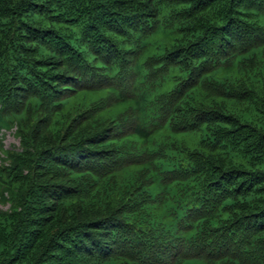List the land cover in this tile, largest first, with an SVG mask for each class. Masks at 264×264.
I'll use <instances>...</instances> for the list:
<instances>
[{
  "label": "trees",
  "instance_id": "16d2710c",
  "mask_svg": "<svg viewBox=\"0 0 264 264\" xmlns=\"http://www.w3.org/2000/svg\"><path fill=\"white\" fill-rule=\"evenodd\" d=\"M0 264H264V0H0Z\"/></svg>",
  "mask_w": 264,
  "mask_h": 264
},
{
  "label": "rangeland",
  "instance_id": "374dc122",
  "mask_svg": "<svg viewBox=\"0 0 264 264\" xmlns=\"http://www.w3.org/2000/svg\"><path fill=\"white\" fill-rule=\"evenodd\" d=\"M4 145L6 149H12L19 146V140L13 132H8L4 138Z\"/></svg>",
  "mask_w": 264,
  "mask_h": 264
}]
</instances>
